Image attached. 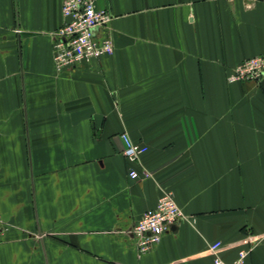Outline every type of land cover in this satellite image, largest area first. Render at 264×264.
Listing matches in <instances>:
<instances>
[{
    "label": "crops",
    "instance_id": "1",
    "mask_svg": "<svg viewBox=\"0 0 264 264\" xmlns=\"http://www.w3.org/2000/svg\"><path fill=\"white\" fill-rule=\"evenodd\" d=\"M61 5L0 0V264H264V79L226 81L264 55V0H98L112 55L57 74ZM163 190L187 220L138 256Z\"/></svg>",
    "mask_w": 264,
    "mask_h": 264
},
{
    "label": "built area",
    "instance_id": "2",
    "mask_svg": "<svg viewBox=\"0 0 264 264\" xmlns=\"http://www.w3.org/2000/svg\"><path fill=\"white\" fill-rule=\"evenodd\" d=\"M98 0H62V25L53 33L52 56L55 71L60 74L65 69L81 63H88L103 56L112 55L113 45L109 38L97 39L95 31L104 28L112 16L97 5ZM264 79V55L248 58L234 67L226 77L228 84L241 82L259 83ZM123 143L122 155L130 165L139 163L148 148L134 143L127 134L120 135ZM132 180L147 179L150 173L142 170L138 173L129 169ZM187 220L176 204L174 195L163 190L155 206L146 210L131 229L136 254L142 256L157 245L162 236L178 223ZM6 228L0 216V244ZM220 242L209 248L212 254L211 264H246L249 251H239L232 262L223 261L217 254Z\"/></svg>",
    "mask_w": 264,
    "mask_h": 264
},
{
    "label": "rangeland",
    "instance_id": "3",
    "mask_svg": "<svg viewBox=\"0 0 264 264\" xmlns=\"http://www.w3.org/2000/svg\"><path fill=\"white\" fill-rule=\"evenodd\" d=\"M52 37H53V34H52Z\"/></svg>",
    "mask_w": 264,
    "mask_h": 264
}]
</instances>
